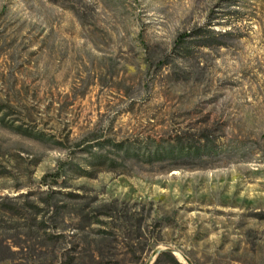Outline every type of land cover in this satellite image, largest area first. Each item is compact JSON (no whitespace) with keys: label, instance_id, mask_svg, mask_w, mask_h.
I'll return each mask as SVG.
<instances>
[{"label":"rangeland","instance_id":"obj_1","mask_svg":"<svg viewBox=\"0 0 264 264\" xmlns=\"http://www.w3.org/2000/svg\"><path fill=\"white\" fill-rule=\"evenodd\" d=\"M206 28L226 32L199 45ZM1 114L0 264H151L166 247L264 264V0H0ZM204 133L192 166L107 169L76 145L98 135L117 157L113 141ZM63 160L90 171L51 175Z\"/></svg>","mask_w":264,"mask_h":264},{"label":"trees","instance_id":"obj_2","mask_svg":"<svg viewBox=\"0 0 264 264\" xmlns=\"http://www.w3.org/2000/svg\"><path fill=\"white\" fill-rule=\"evenodd\" d=\"M203 31L208 34L203 35V38H201V40H199L200 42H198L199 45H209V39L219 34L222 35L224 34V32H226L225 30L215 31L210 28H206ZM187 35L191 34H189L187 31L179 32L173 41V45L175 47L180 46L183 39ZM180 47L182 49H187L185 48V46ZM2 118L3 114L0 115V119ZM12 129L30 135L36 139L45 140L43 132H27L26 129L21 128L19 124H15ZM103 142V138H100V136L95 135L91 139L85 138L79 140L76 145L88 151L86 159H88L90 163H102L107 169L114 168L116 165L122 167L123 169L129 159H134L147 163H152L154 161H169L172 163L171 166H177V161L187 162L189 163L188 166L200 165L205 158L210 157L212 155L214 149L213 139L207 133L197 136L195 140L191 138H183L177 136L176 138H172V140L161 139L157 141L147 139L143 142V144L139 145L126 143L122 140L113 141L111 142V145L114 146L115 151L118 153L117 157L97 153L93 150V147H95V145H102ZM227 148V150H229L230 146H227ZM239 148L242 150H246L247 146L245 143L240 142ZM70 169H78L80 173H86L90 171L86 166L80 165L78 164V162L63 160L58 163L56 169H54L53 172H51L50 174L57 176H65L68 173V170ZM46 175L47 174H44V176ZM52 178H54V176ZM169 248L170 247H167L157 251L151 264H159L161 257H167V260H165V263L167 264H183L172 254ZM187 258L195 264L193 260H191L189 257Z\"/></svg>","mask_w":264,"mask_h":264},{"label":"water","instance_id":"obj_3","mask_svg":"<svg viewBox=\"0 0 264 264\" xmlns=\"http://www.w3.org/2000/svg\"><path fill=\"white\" fill-rule=\"evenodd\" d=\"M167 248V247H166ZM161 249H164V248H160V249H158V251L159 250H161ZM170 250H171V248H169ZM184 258L186 259V261L190 264L191 263V261L184 255Z\"/></svg>","mask_w":264,"mask_h":264}]
</instances>
